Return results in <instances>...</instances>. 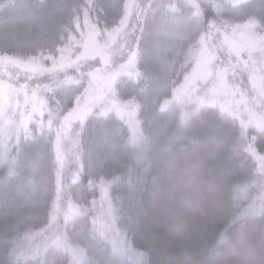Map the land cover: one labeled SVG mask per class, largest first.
<instances>
[{
    "label": "trees",
    "instance_id": "16d2710c",
    "mask_svg": "<svg viewBox=\"0 0 264 264\" xmlns=\"http://www.w3.org/2000/svg\"><path fill=\"white\" fill-rule=\"evenodd\" d=\"M135 1L0 0V262L264 264V0Z\"/></svg>",
    "mask_w": 264,
    "mask_h": 264
},
{
    "label": "rangeland",
    "instance_id": "374dc122",
    "mask_svg": "<svg viewBox=\"0 0 264 264\" xmlns=\"http://www.w3.org/2000/svg\"><path fill=\"white\" fill-rule=\"evenodd\" d=\"M128 2H132L133 6L131 8V11L130 13L135 10V0H128ZM133 23H134V26H135V20H133ZM129 24L128 26H133L132 22H131V19L129 20V22L127 23ZM130 33V32H128ZM134 36V34H133ZM124 38H127L126 35L124 34ZM243 43H246V40L245 38H243L241 40ZM252 43H255L254 41H252ZM258 50H260V46L259 45H256L254 47V53H257ZM84 56V55H82ZM102 60H106V58L104 57ZM199 63L197 64V66L195 67V70L191 71L188 73V75L186 76L185 80L183 81L182 85L180 86L179 90H176V93H174L173 95V101L175 103H178L179 105H181L182 107V116H184V118H187V106H192L193 105V102L196 103V107H199L202 103H206V104H210V105H214L216 104V106H218V101H219V97L222 98L223 97V92H221V90H218L217 91V88L216 87H207V88H203V86H206L209 82V80L213 77V74H214V71H213V68L211 66V63L208 59V56L207 55H204L202 58H200L199 60ZM219 70V69H218ZM219 72V71H218ZM217 76L219 77L220 75L217 74ZM264 76H260V78H262ZM106 78H109L107 75H106ZM262 81H264V79H262ZM211 88V90H210ZM261 89L264 90V82L262 83V87ZM210 90V91H209ZM208 93L207 97H204L206 95V93ZM197 93H200V97H196ZM222 100V99H220ZM221 106V105H220ZM193 107V106H192ZM219 107V106H218ZM195 108V107H194ZM196 109V108H195ZM71 116H75L74 113L71 114ZM70 116V118H71ZM132 116V113L131 111L128 112V117L130 118ZM81 119V116H78V119L77 121ZM255 122L256 124L258 125L260 122H262V120H258L255 118ZM133 125H135L134 123H132ZM220 126V125H219ZM133 130H135L136 132L137 131V128H132ZM216 130V132H221L222 130L219 129V127L217 126H208L207 125V128H206V132H211V131H214ZM170 133V132H169ZM221 134V133H220ZM195 141H198L196 138H194ZM206 140L204 139L203 143L205 142ZM193 142L190 141V144L191 146H193ZM199 144V142H198ZM198 149L201 148L202 150H205V148L207 146H204L203 147H200V146H197ZM196 147V148H197ZM202 152V151H200ZM208 152V151H206ZM209 154V153H208ZM201 155H197L195 156L194 158L191 159V163H192V166L195 167V168H201V169H204V171H206V175H205V180L207 181L208 179V182L210 181V184L212 183V186H217L215 184H218V181L216 180L215 176L213 177L212 175V170L210 169V162H204V159L201 160ZM170 159V158H169ZM204 162V166H201ZM201 166V167H200ZM198 168V170L200 171V169ZM230 170H233L232 166L229 168V170H226L225 172L222 173V175L220 174L219 176L222 177L226 174H228V172ZM203 171V170H201ZM213 178V179H212Z\"/></svg>",
    "mask_w": 264,
    "mask_h": 264
},
{
    "label": "clouds",
    "instance_id": "9594fccd",
    "mask_svg": "<svg viewBox=\"0 0 264 264\" xmlns=\"http://www.w3.org/2000/svg\"><path fill=\"white\" fill-rule=\"evenodd\" d=\"M196 35L193 34L192 36L186 38L183 41V47H188L192 44H194L196 40ZM25 45H17L15 43L9 42L7 38L0 40V57H5L8 55H20L21 53L18 52L16 49L20 47H24ZM42 54V49L40 47H33L32 51L29 53H26L25 55H40ZM260 110L264 111V100L260 101ZM260 224L261 227L264 228V216H261L260 218ZM0 264H7V262H0Z\"/></svg>",
    "mask_w": 264,
    "mask_h": 264
}]
</instances>
